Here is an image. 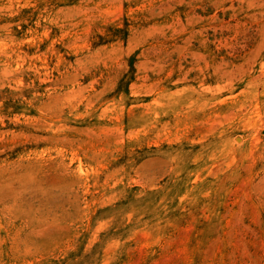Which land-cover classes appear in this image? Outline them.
<instances>
[{
    "label": "rangeland",
    "instance_id": "rangeland-1",
    "mask_svg": "<svg viewBox=\"0 0 264 264\" xmlns=\"http://www.w3.org/2000/svg\"><path fill=\"white\" fill-rule=\"evenodd\" d=\"M0 264H264V0H0Z\"/></svg>",
    "mask_w": 264,
    "mask_h": 264
}]
</instances>
